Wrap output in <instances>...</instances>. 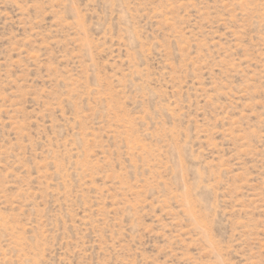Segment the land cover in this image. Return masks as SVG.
<instances>
[{
    "label": "rangeland",
    "instance_id": "1",
    "mask_svg": "<svg viewBox=\"0 0 264 264\" xmlns=\"http://www.w3.org/2000/svg\"><path fill=\"white\" fill-rule=\"evenodd\" d=\"M0 264H264V0H0Z\"/></svg>",
    "mask_w": 264,
    "mask_h": 264
}]
</instances>
